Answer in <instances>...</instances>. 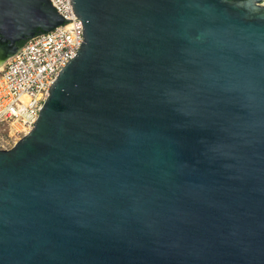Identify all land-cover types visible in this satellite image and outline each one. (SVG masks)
<instances>
[{"label":"water","instance_id":"95a60500","mask_svg":"<svg viewBox=\"0 0 264 264\" xmlns=\"http://www.w3.org/2000/svg\"><path fill=\"white\" fill-rule=\"evenodd\" d=\"M71 4L82 44L0 149V264H264V0ZM63 22L0 0V60Z\"/></svg>","mask_w":264,"mask_h":264},{"label":"built area","instance_id":"2783aa9c","mask_svg":"<svg viewBox=\"0 0 264 264\" xmlns=\"http://www.w3.org/2000/svg\"><path fill=\"white\" fill-rule=\"evenodd\" d=\"M64 22L24 41L0 69V127L9 138L33 127L48 89L83 41L71 0H49Z\"/></svg>","mask_w":264,"mask_h":264},{"label":"rangeland","instance_id":"374dc122","mask_svg":"<svg viewBox=\"0 0 264 264\" xmlns=\"http://www.w3.org/2000/svg\"><path fill=\"white\" fill-rule=\"evenodd\" d=\"M5 64V63H4ZM21 134L9 138L6 132L0 127V149H7L14 145L21 138Z\"/></svg>","mask_w":264,"mask_h":264},{"label":"bare ground","instance_id":"6f19581e","mask_svg":"<svg viewBox=\"0 0 264 264\" xmlns=\"http://www.w3.org/2000/svg\"><path fill=\"white\" fill-rule=\"evenodd\" d=\"M6 59H7V58H5V59H1V60H0V69L3 67V64H4V62L6 61Z\"/></svg>","mask_w":264,"mask_h":264},{"label":"flooded vegetation","instance_id":"af4514ba","mask_svg":"<svg viewBox=\"0 0 264 264\" xmlns=\"http://www.w3.org/2000/svg\"><path fill=\"white\" fill-rule=\"evenodd\" d=\"M23 44V42L19 43V46H21Z\"/></svg>","mask_w":264,"mask_h":264}]
</instances>
